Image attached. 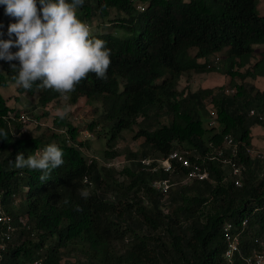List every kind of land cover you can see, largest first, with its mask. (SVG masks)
<instances>
[{
    "label": "trees",
    "instance_id": "obj_1",
    "mask_svg": "<svg viewBox=\"0 0 264 264\" xmlns=\"http://www.w3.org/2000/svg\"><path fill=\"white\" fill-rule=\"evenodd\" d=\"M257 4L258 0H84L80 19L89 25L93 19L113 21L123 34L93 33L111 49L107 79L89 74L70 101H100L108 127L103 159L118 157L112 144L123 130L137 126L134 138L144 140L140 149L126 153L131 166L122 168L127 179L119 180L114 167L84 156L76 146L82 145L76 140L78 129L67 118L55 116L52 124L66 128L68 136L48 127L43 128L50 132L46 136L20 132L17 119L23 110L10 107L0 92V129L7 134L0 136V204L16 215L10 202L26 185L21 212L44 230L36 239L18 242V229L6 241V257L31 261L46 245L43 264H229L224 228L231 223L230 233L240 231L241 250L233 254L232 264H246L254 239L264 240V158L248 151L252 128H264V90L247 81L264 76V54L253 56L254 45H264V16ZM111 10L124 16L109 20ZM10 22L14 20L0 5V29ZM224 50L226 62L219 71L233 82V91H226L225 85L178 90L183 73L218 70L207 64ZM12 75L9 64L0 60V87L15 84ZM17 92L38 93L41 107L61 97L35 85L31 91ZM95 125L92 122L89 129ZM226 136L237 145L235 153L226 145ZM50 143L65 154L64 166L50 179L41 182L39 172L14 167L17 152L27 157ZM173 151L183 153L190 166L176 163L175 170L164 172L137 162ZM230 162L240 166V175L231 174ZM195 166L207 176L188 178ZM236 178L241 185H235ZM157 180H167L166 191L153 185ZM81 188L92 192L89 199L79 196ZM76 206L82 211H74ZM243 219L247 223L242 229ZM52 233L56 234L51 240ZM65 254L72 262L61 263Z\"/></svg>",
    "mask_w": 264,
    "mask_h": 264
},
{
    "label": "clouds",
    "instance_id": "obj_2",
    "mask_svg": "<svg viewBox=\"0 0 264 264\" xmlns=\"http://www.w3.org/2000/svg\"><path fill=\"white\" fill-rule=\"evenodd\" d=\"M83 4L84 0H0V5L4 6V15L14 20L7 26V38H3L4 33L0 32V60L9 64L13 73L12 80L17 88H23L27 92L35 85L38 90H52L68 100L70 94L89 74H94L99 80L107 79L111 66V49L105 40L94 36L87 22L79 18L78 10ZM2 27L0 24V28ZM13 48L16 50L13 51ZM202 60L200 62H204V59ZM218 60L216 53L209 59L207 67ZM25 113L22 111L17 119L22 124L20 132L29 131L22 130L29 121V116L25 117V122L21 121L20 116ZM68 114L67 106L56 110V116L61 120ZM6 135L0 129V136ZM64 155V151L56 143H50L41 152L27 157L23 152H17L14 167L39 172V180L44 182L51 178L54 170L64 166ZM146 158H140L137 162L141 163V159ZM27 190L28 187L23 185V197L26 196ZM17 195L15 194L10 202L13 210L17 212L16 215L4 211L3 205L0 204V215L8 217L7 223L1 222L0 240L4 243V248L0 249V264H43L42 260L46 258L43 246L46 245L38 252L41 256L31 261H17L8 255L6 257L9 248L6 241L11 240L18 229V242L36 239L37 232L44 234V230L36 226L37 222L29 219L25 211L21 212L24 198L20 199V208H14ZM91 195L92 192L88 188L79 190V196L84 200L89 199ZM63 203L67 205L69 201L65 199ZM74 211L81 212L82 208L76 206ZM55 234L52 233L49 239L52 240Z\"/></svg>",
    "mask_w": 264,
    "mask_h": 264
},
{
    "label": "rangeland",
    "instance_id": "obj_3",
    "mask_svg": "<svg viewBox=\"0 0 264 264\" xmlns=\"http://www.w3.org/2000/svg\"><path fill=\"white\" fill-rule=\"evenodd\" d=\"M258 11L260 15L264 16V0H258L257 4ZM122 13H118L114 10H111L110 15L108 17L109 20H113L115 18L123 17ZM103 22L102 19L92 20L91 28L94 32L99 33H113V34H123V30H118V28L114 27L113 21ZM104 20V21H105ZM113 22V23H112ZM0 32L4 33V36L7 37V27L0 29ZM226 51H222L218 53L219 60L214 65L218 67V70L213 72H203L196 73L194 71H189L183 73L182 77L179 78L178 82V90H182L183 92H194L201 88L208 87H216L220 85H225L228 90L229 88L234 89L233 82L230 81V78L226 76V74H222L219 70L223 69L226 62ZM264 54V45H254L253 56L254 59L260 58ZM225 58V59H224ZM203 61V60H201ZM255 85L259 90H264V76H259L256 79L252 80L250 78L247 79ZM234 82L241 83L242 81L239 78H235ZM0 92L4 96L7 101V104L10 107L17 108L19 110H23L26 112L24 115L29 116L28 123H25L23 129L29 130L32 135L38 136L41 132L46 136L50 132L45 131L43 128L48 127L54 130L59 134H66L68 136V132L66 128H55L54 124H52L54 117L56 116V110L62 107L67 106L69 108V114L66 117L70 123L78 129V133L76 135L77 142H81L82 145H76L84 154V156L88 159H96L102 165L114 167L117 171V178L119 180L127 179L126 176L121 174L122 168L124 166H131L129 160L126 158V153L128 151H136L141 148V143L143 142V138H134L138 127L134 126L133 130H123L119 137L113 141V149L119 151V155L116 158L111 160H105L102 158V151L106 148V137L104 132L108 131V127L104 126V122L102 121V106L100 101H92L86 99L85 97H79L75 103H71L70 99L65 100L62 96L56 100L51 101L46 107H41L37 102L38 93H34L33 95H29L26 93L17 92V87L15 84L9 85L8 88L3 89L4 87H0ZM50 111L49 115L44 116V111ZM42 114V116H41ZM35 115H40V118L37 120ZM95 122L96 125L92 130H90L89 125ZM40 124V125H39ZM258 128H254L252 131L253 134H257L260 132ZM264 139V137H263ZM255 144H252V148L257 152L264 150V140L259 141L255 139ZM70 144V143H69ZM23 193L18 194L16 197V206L14 208L19 209L20 199L22 200ZM25 219V217H23ZM70 254L63 255L61 262H72ZM68 257V258H67ZM71 259V260H70Z\"/></svg>",
    "mask_w": 264,
    "mask_h": 264
},
{
    "label": "built area",
    "instance_id": "obj_4",
    "mask_svg": "<svg viewBox=\"0 0 264 264\" xmlns=\"http://www.w3.org/2000/svg\"><path fill=\"white\" fill-rule=\"evenodd\" d=\"M256 112L254 110H251L249 115L253 116L255 115ZM262 117L259 115V119H261ZM20 119L22 122H25L26 118L24 115L20 116ZM212 121L210 122L211 125H214L215 122L213 121V119H211ZM24 130V129H22ZM225 143L228 146H231L233 149V152L235 153V147L237 146L235 143L232 142V138L230 136H226L225 137ZM249 154L253 157H259V158H264V150L261 151H257L254 152L256 150H254L253 148L249 149ZM219 153H221V150L219 151ZM141 163L146 165L148 169H150L151 171H164V172H170L175 170L176 168V163L179 164L180 166H190V162L189 160L185 157V155H183V153L177 152V151H173L171 153H169L167 156H160V157H150V158H146V159H141ZM230 166L232 168V172L231 174L234 175H240V166L237 165L234 162H230ZM194 176L199 177L200 179H203L207 176V174L205 172H200V168H198L197 166L194 167V169L188 173V178H192ZM235 185L239 186L241 185V181L239 178H236L234 180ZM154 186H156L157 188H162L163 191H166V189L168 188V182L167 180H161V181H154L153 183ZM7 219L8 217L4 216V215H0V222H2V224L7 223ZM246 225V220H243L242 222V229L245 227ZM232 227L231 223H227L224 230V237L226 240V250L224 252V257L227 258L228 263L232 264L233 259L232 256L233 254H235L236 252H241L240 250V231L237 232L236 234H232L229 232V229ZM242 231V230H241ZM7 236L9 237V234H7ZM254 244L255 247H253L252 250V254L249 256H245V262L246 264H264V240L255 238L254 239ZM4 248V243L0 240V249Z\"/></svg>",
    "mask_w": 264,
    "mask_h": 264
},
{
    "label": "crops",
    "instance_id": "obj_5",
    "mask_svg": "<svg viewBox=\"0 0 264 264\" xmlns=\"http://www.w3.org/2000/svg\"><path fill=\"white\" fill-rule=\"evenodd\" d=\"M254 128H256V129L258 128V130L260 131L256 135L253 134V132H252L254 130ZM258 130H255V131L257 132ZM263 137H264V128H262L260 125H255L251 130V144H255V142H256L255 139L262 142V140H264Z\"/></svg>",
    "mask_w": 264,
    "mask_h": 264
}]
</instances>
